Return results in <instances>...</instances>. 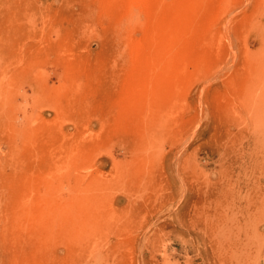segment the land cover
I'll use <instances>...</instances> for the list:
<instances>
[{"label":"rangeland","instance_id":"rangeland-1","mask_svg":"<svg viewBox=\"0 0 264 264\" xmlns=\"http://www.w3.org/2000/svg\"><path fill=\"white\" fill-rule=\"evenodd\" d=\"M121 1L0 0V264H264V0Z\"/></svg>","mask_w":264,"mask_h":264},{"label":"bare ground","instance_id":"bare-ground-1","mask_svg":"<svg viewBox=\"0 0 264 264\" xmlns=\"http://www.w3.org/2000/svg\"><path fill=\"white\" fill-rule=\"evenodd\" d=\"M120 1H121V0H120ZM133 1H134V2L137 1V2H140V4L143 3V4L145 5V3H146L147 1H149V0H128L126 3H131V2H133ZM153 1H154V0H153ZM114 3H115V2H114ZM121 3H124V0H122ZM126 3H124V4H126ZM147 3H148V2H147ZM148 4H149V3H148ZM144 5H143V6H144ZM146 5H147V4H146ZM146 5H145V6H146ZM130 6H131V5H130ZM121 22H122V21H121ZM153 32H154V31H153ZM156 33H158V32H155V34H156ZM149 35H150V34H149ZM151 35H153V34L151 33ZM149 37H151V38H149ZM149 37H148V38L152 40V38L154 37V35H153V36H149ZM166 39H167V38H166ZM158 45H159V44H158ZM134 46H135V45H134ZM135 47H136V46H135ZM135 47H134V48H135ZM134 50H135V49H134ZM154 51H155V52H156V51H161V52H162V49H161V48H160V50H159V49H158V50L155 49ZM164 53H166V52H163V53H155V55L153 54L154 56L152 55L151 57H149V59H148V61H147V66L153 68L152 66H154V64H156V63L158 62V63H157V64H158V67H157V65H155V68H156V67H157L158 69H160V67L162 68L163 66L159 65L158 58L161 57V56H159L160 54L162 55V54H164ZM17 54H18V52H17ZM163 56H164V55H163ZM159 60H160V59H159ZM163 60H164V59H163ZM261 64H263V66H264V59H262V63H261ZM167 66H168V65H167ZM168 67L171 68L170 64H169ZM32 68H33V67H32ZM34 68H35V67H34ZM155 68H154V69H155ZM258 68H259V69H258L259 72H261V71H262V70L260 71L261 65H260V67H258ZM263 68H264V67H263ZM28 69H29V68H28ZM168 69H169V68H168ZM162 70H164V68H163ZM164 71H167V70L165 69ZM259 72L257 73V71H256L257 74H255V75H256V76H257V75H258V76H259V75H262V73L260 74ZM252 76H253V75H252ZM256 78H257V77H256ZM258 78H259V77H258ZM258 78H257V79H258ZM261 78H262V77L260 76V79H261ZM136 79H137V82H138V83L135 82V84H136V83H137L136 85L140 84L141 82L139 83V81H138L139 78H136ZM136 79H135V81H136ZM147 80H148V79H147ZM260 81H261V80H260ZM262 81H263V80H262ZM255 83H256V82H255ZM147 84H148V82H147ZM256 84H257V83H256ZM260 84H261V83H260ZM143 86H144V85H143ZM145 86H146V85H145ZM261 130H262V129H261ZM263 130H264V129H263ZM28 139H29V138H28ZM253 147H254V146H253ZM255 147H256V146H255ZM253 153L255 154V152H253ZM261 153H262V152H261ZM256 156H257V154H256ZM253 157H254V155H253ZM253 159H254V158H253ZM256 159H257V158H256ZM232 198H233V197H232ZM42 208H43V202H42L41 199H40L38 202H36V203L31 207V209H35V210H40V209H42ZM24 209H25V208H24ZM24 209H23V210H24ZM26 211H27V210H26ZM235 228H236V227H235Z\"/></svg>","mask_w":264,"mask_h":264}]
</instances>
